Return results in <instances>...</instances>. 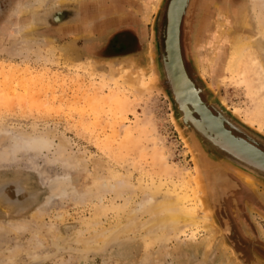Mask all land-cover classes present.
I'll return each mask as SVG.
<instances>
[{"label": "rangeland", "instance_id": "obj_1", "mask_svg": "<svg viewBox=\"0 0 264 264\" xmlns=\"http://www.w3.org/2000/svg\"><path fill=\"white\" fill-rule=\"evenodd\" d=\"M46 1L0 0V152L23 140L50 144L0 164V264H264V180L255 167L186 128L165 92L168 81L160 80L163 89L155 82L154 23L162 3L164 44L170 0ZM253 4L193 0L183 16L181 46L201 98L220 105L227 125L264 150V138L252 129L264 135V92L256 86L262 80L250 62L261 53L264 66V36ZM243 8L249 26L242 23ZM133 13L135 25H108ZM240 34L256 48L247 52L251 64L231 73L227 60ZM33 37L38 45L25 49L22 42ZM124 68L132 70L127 80ZM134 74L152 80L145 85ZM228 121L251 128L240 132ZM198 138L210 160L233 166L226 172L232 187L218 201L201 186L198 214L210 215L212 228L196 216L195 226L153 232L150 208L130 218L147 194L159 204L192 187ZM158 215L164 217L162 207ZM107 229L108 238L96 243Z\"/></svg>", "mask_w": 264, "mask_h": 264}, {"label": "bare ground", "instance_id": "obj_2", "mask_svg": "<svg viewBox=\"0 0 264 264\" xmlns=\"http://www.w3.org/2000/svg\"><path fill=\"white\" fill-rule=\"evenodd\" d=\"M52 1V0H51ZM37 3H46L47 1L46 0H36ZM185 2V0H184ZM262 2L264 4V0H254V11H255V14L257 13V25H258V28H259V33L264 36V13L263 12H260L261 11V8H262ZM48 3V2H47ZM28 5V4H27ZM258 7L260 9H258ZM264 8V7H263ZM262 8V9H263ZM26 9V8H25ZM61 9V8H60ZM258 10H260L258 12ZM264 10V9H263ZM262 10V11H263ZM61 11V10H59ZM58 12V11H57ZM49 14V13H48ZM241 16L243 17L242 18V23L245 25V26H249L250 23H249V18H248V14L247 12L245 11V9L243 8L242 10H240V13ZM65 15V14H64ZM50 16V15H49ZM189 16V15H188ZM48 17V16H47ZM192 17V16H191ZM57 18H59V15L57 14ZM189 24V23H188ZM58 26V25H57ZM242 26V25H241ZM26 28V27H25ZM176 32V31H175ZM173 38V37H172ZM38 41V40H37ZM35 41L34 37H33V40L32 38H27L25 39L22 43H23V46L25 45V49H31V47H33L32 45L33 44H37L38 45V42ZM174 41H175V46H176V36L174 37ZM171 45H172V49H171V52H172V55L173 56V63L174 65L176 66V73H179L178 71L180 70L182 76L183 75V71H182V68L180 66V63L178 61V58L176 59L175 55H176V50L174 49V45H173V42H171ZM34 48V47H33ZM251 48H256V44L254 42V40L250 37H246V36H242L241 34L234 39L233 43H232V56L229 58V60H227V71L231 72V73H235L236 71H238L240 69V67H243L245 66V62H247L248 64H251L253 63L252 61H254L255 64H253L255 66V68L259 71V74H260V79L262 80L261 82L256 81L255 75H251L252 79L250 81H254L255 79V83H258L256 86L257 87H260V83L261 85L264 87V66H263V62L262 61V57L260 56L261 53H257L255 54V56L253 57V55L251 56L252 59H250L251 63H249V61H247V52L249 49ZM262 51H263V48H261ZM255 52V51H254ZM13 55V54H12ZM15 55V54H14ZM260 58V59H259ZM246 59V60H245ZM260 61V62H259ZM177 63V65H176ZM253 65L251 67H253ZM132 66V65H131ZM135 66V65H134ZM216 66V65H215ZM221 65H219L218 67H220ZM223 66V65H222ZM222 68V67H221ZM131 69V67H130ZM135 69V68H134ZM254 69V67H253ZM252 69V70H253ZM254 69V70H256ZM137 70V69H136ZM221 70V69H220ZM122 71V70H121ZM132 71V70H131ZM129 69H126L124 68L123 69V72H122V75H121V78L123 80H127L129 77ZM136 72V71H135ZM153 72V71H152ZM120 73V72H119ZM134 73V72H133ZM239 72H237V74H239ZM251 73V72H250ZM132 74V73H131ZM155 74V73H154ZM153 74V75H154ZM180 74V73H179ZM258 74V76H259ZM128 75V76H127ZM149 75V74H148ZM134 81H139V79H142L143 80V83L146 85L147 83H149L151 80H152V77L151 75L149 76H142L141 74H134ZM142 76V78H141ZM240 76V74H239ZM243 76V74H242ZM133 77V76H132ZM243 78V77H242ZM258 78V77H257ZM133 79V78H132ZM215 79V78H214ZM245 79V78H244ZM130 80V79H129ZM154 80V79H153ZM217 80V79H216ZM248 81V80H247ZM156 82V81H155ZM243 82V81H242ZM125 83V82H124ZM215 83V82H214ZM251 85H252V82H250ZM248 83V84H250ZM253 83V84H255ZM143 84V85H144ZM141 85V83H140ZM247 85V84H246ZM133 88L134 86L131 85ZM138 86V85H137ZM185 90H186V97H192L193 94H192V91L191 90V86L189 85V83L187 81H185V83L183 84ZM254 86V85H252ZM251 86V87H252ZM263 87H261L262 89V93L264 92L263 91ZM8 88V87H7ZM29 89V88H28ZM257 89V88H255ZM26 90V89H25ZM259 91V90H258ZM254 93V92H253ZM260 97V96H259ZM203 101V100H202ZM199 106V109H200V114L199 115H196V123L192 122L193 119H190L192 121H190V124H194V126L197 127V131L199 133L202 134L201 136L207 140V138L212 141L211 143L217 147L218 149H220L221 151H224L226 153V151L230 154H232L233 156H235L236 158H240L242 160H244L246 163L245 164H250L251 166L255 167V168H258V169H264V150L262 148H260L258 145L255 144V142H253L252 140L248 139V138H245V137H242V136H238L236 134L233 133L232 130H230L229 128H227L225 126V123H226V120L224 119L223 116L221 115H217L215 114L214 112H212V110L210 109V107H208V105L204 106L202 103H199L198 104ZM191 108H193L192 106H190ZM236 106H234V109L235 110H238L237 108H235ZM259 109V108H258ZM261 109V108H260ZM243 111V110H241ZM264 111V110H263ZM198 112V111H197ZM259 112V111H258ZM251 113V112H250ZM261 113V111H260ZM242 114V113H241ZM257 114V113H256ZM240 115V114H239ZM250 115V114H249ZM262 115V114H260ZM243 118L245 119V121H247L248 123H250L251 125L254 124L251 120V118L253 119V117L251 118H248L249 116H245L243 115ZM253 116V115H252ZM191 117V116H189ZM202 117V118H201ZM199 124L203 125L202 128L200 127L198 129V126ZM255 125V124H254ZM114 127V126H113ZM257 127V126H256ZM128 128V127H127ZM258 130L262 131V129L260 127H257ZM131 129V128H130ZM129 131V129H127ZM114 131V130H113ZM124 131V130H123ZM126 131V130H125ZM124 131V132H125ZM118 132V131H117ZM131 131H129L130 133ZM115 133V132H114ZM127 133V132H126ZM117 134V133H116ZM119 134V133H118ZM131 135V134H130ZM111 136H114V135H111ZM109 137V136H108ZM117 137H119L117 135ZM131 137H133V135H131ZM129 136V138H131ZM115 138V137H114ZM125 138V137H124ZM128 138V137H127ZM128 138V139H129ZM140 138V137H139ZM108 140H110L109 138H107ZM126 139V138H125ZM138 139V138H137ZM136 139V140H137ZM39 140V142L41 143V145L43 147H47V146H50V144L48 143V141H46L45 139H37V141ZM112 140V139H111ZM123 140V139H122ZM121 140V141H122ZM131 139H129L128 141H130ZM195 139H193L194 141ZM108 142V141H107ZM118 142V141H117ZM124 142V140H123ZM122 142V143H123ZM198 142L197 143L196 141H194V146L197 147L198 149V152L197 154H195V161H196V165L197 167L195 168V172H196V175H194V173L192 174L191 178H190V182H191V185L192 187L191 188H187L185 191H180L178 194H177V199L175 200H172L170 198H163L162 199V202H160L158 204V199L155 198L154 195L152 194H147V196L145 198H143L139 203V207L138 209H135V212L134 215L132 214V216L130 218H134V216L136 217V212H139L141 210H144L145 209H148L147 211L150 212V214L152 213L153 215V219L151 217V220L147 221V222H150V226L147 225V227H149L150 229L149 230H152L153 232L156 231V229H159V228H164V230H167L166 228H169L168 230H171V228L173 229L172 231H180L182 229V227H191V226H195L197 225L199 222H197V220L199 219V221H201V223L207 227L208 229L212 228L209 224H208V219L207 217H210V215H204V214H198V211H200L201 209V204H202V201L200 198H202V187H205L204 184H206V187L208 190H210L214 196V198L217 200L219 195H221L223 192H225L227 190V188H230L232 187L231 186V181L226 177V172L227 170L233 168V166H231L229 163L225 162V161H221L219 159H212L210 160L209 159V156L206 155V152H205V148H204V144L203 142L201 141V139L198 138ZM106 143V141L104 142ZM119 143V142H118ZM121 143V142H120ZM137 143V142H135ZM210 143V144H211ZM221 158V156L219 157ZM205 162V163H204ZM203 163V164H202ZM199 164L201 165L200 168H199ZM205 165V166H204ZM237 168V167H236ZM129 170V169H128ZM235 170V169H234ZM238 171H240V169L238 168L237 169ZM131 173V172H130ZM241 173V172H240ZM240 175H243L240 174ZM245 175V174H244ZM199 177V178H198ZM193 178L196 180L195 183L193 181ZM246 178V177H244ZM243 178V179H244ZM250 179V178H249ZM252 179V178H251ZM118 180V179H117ZM122 180V179H120ZM250 183V180L247 181ZM252 182V181H251ZM204 183V184H203ZM234 184V183H233ZM252 184V183H251ZM253 185V184H252ZM251 185V186H252ZM115 187V186H113ZM234 187V185H233ZM205 190V189H204ZM207 190V191H208ZM135 192V191H134ZM154 194V193H153ZM205 194V193H204ZM208 194V193H207ZM209 195V194H208ZM206 195V196H208ZM118 196V195H116ZM164 196V195H163ZM205 196V197H206ZM222 196V195H221ZM212 195H211V199L213 198ZM101 198V197H100ZM213 198V199H214ZM207 199V198H206ZM210 199V200H211ZM157 201V204L156 202ZM186 201H190L192 202L191 203V206H187V203ZM212 201V200H211ZM215 201V200H214ZM218 201V200H217ZM176 206L178 205L180 208H179V212L174 211V209L171 208V206ZM158 207H162L163 211L165 212V215L164 217H160L158 215ZM124 208V207H123ZM207 209V208H206ZM129 212V211H127ZM148 212V213H149ZM205 212V210L203 211ZM143 211L140 212V214H142ZM153 213H156V217L154 216ZM208 214V212H207ZM158 215V216H157ZM196 216H198L197 220H196ZM124 218V217H123ZM129 218V216H128ZM129 220V219H128ZM140 222V221H139ZM146 222V221H145ZM136 224H138V221L135 222ZM142 223V222H140ZM180 225H179V224ZM144 224V223H143ZM149 224V223H147ZM119 226V225H117ZM135 226V224H134ZM133 226V227H134ZM140 226V225H139ZM138 226V228H140ZM146 226V225H145ZM137 227V226H135ZM118 228V227H117ZM132 228V227H130ZM138 228H133V229H136L138 230ZM144 228V227H143ZM156 228V229H155ZM204 228V227H203ZM154 229V230H153ZM148 230V229H147ZM163 230V229H162ZM207 230V229H205ZM111 231V229H107L106 231L104 230L103 233L99 234L97 236V242L99 240L102 241V239L105 241L108 236H109V232ZM132 231V230H131ZM151 232V231H150ZM147 235V234H146ZM155 235V233L153 234ZM158 235V234H157ZM102 238V239H100ZM152 238V237H151ZM103 242V241H102ZM104 243V242H103ZM99 244V243H98Z\"/></svg>", "mask_w": 264, "mask_h": 264}, {"label": "water", "instance_id": "obj_3", "mask_svg": "<svg viewBox=\"0 0 264 264\" xmlns=\"http://www.w3.org/2000/svg\"><path fill=\"white\" fill-rule=\"evenodd\" d=\"M192 3L193 0H185V2L184 0H170L166 11L168 22L166 27L164 44H162L158 36V30L165 14L164 11L160 9L162 5V3H160V7H158V14L156 16L154 23V33H153L150 55L153 60V69L155 73L156 84L158 85L159 88L163 89L162 86L160 85V80L165 79L168 81L169 87L167 90H165V92L171 101L173 107L172 109L177 111V114L179 115L180 119L184 122L186 128H188L190 131L193 130L195 131L197 127L194 126V124H190V121H192L190 119H193L192 122L196 123L197 119L196 116L194 115V112L197 111L200 112V109L198 107L199 103H202L204 106L208 105V107L209 105H212L213 108H215L217 112L223 117H224V113L222 112V107L220 105L217 104L213 105L210 102L208 103L201 98L200 96L201 90L195 86L194 82L189 77L185 67L183 53H182V46H181V27H182L183 16L188 14L192 6ZM175 36H176V46L174 41ZM171 42H173L174 49L176 50L175 57L176 59L178 58L184 76H182L180 72L181 69L178 71L180 74L176 73L177 72L176 66L173 63L174 55H172L171 52L172 49ZM185 81H187L191 86L190 91H192L193 94L192 97L189 98L186 97V90L183 86ZM190 106H192L193 108H191ZM228 123L231 126L237 128L240 132H243L242 128L249 126L248 124L246 125V123L244 124L242 122L232 123L228 121ZM202 126L203 125L199 124V127ZM249 127L251 128V126ZM252 129L257 134L261 135L264 138V135L261 133V131L254 128ZM254 171L258 173V175H260L259 178L264 180V169L254 168Z\"/></svg>", "mask_w": 264, "mask_h": 264}, {"label": "clouds", "instance_id": "obj_4", "mask_svg": "<svg viewBox=\"0 0 264 264\" xmlns=\"http://www.w3.org/2000/svg\"><path fill=\"white\" fill-rule=\"evenodd\" d=\"M42 147L39 141L23 140L15 142L7 152H0V164L10 161V159L20 152L34 151Z\"/></svg>", "mask_w": 264, "mask_h": 264}, {"label": "crops", "instance_id": "obj_5", "mask_svg": "<svg viewBox=\"0 0 264 264\" xmlns=\"http://www.w3.org/2000/svg\"><path fill=\"white\" fill-rule=\"evenodd\" d=\"M113 8H110V10H112ZM109 10V11H110ZM130 11V10H129ZM58 14V13H57ZM131 14L132 13H130V16H131ZM134 14L135 13H133V16L132 17H124L125 16V14H123V15H120V16H118V17H114L113 19H111L110 21H109V23H108V25L109 26H112L113 24L114 25H119V24H123V25H126V24H128V25H135L136 24V20L134 19ZM128 16V15H127ZM55 18H57L56 16H55ZM109 17L107 16V19H108ZM121 22V23H120ZM119 23V24H118ZM73 28V27H72ZM72 30H75V28H73Z\"/></svg>", "mask_w": 264, "mask_h": 264}, {"label": "flooded vegetation", "instance_id": "obj_6", "mask_svg": "<svg viewBox=\"0 0 264 264\" xmlns=\"http://www.w3.org/2000/svg\"><path fill=\"white\" fill-rule=\"evenodd\" d=\"M211 109V108H210ZM212 110V109H211ZM212 112H214L213 110H212ZM195 114V116L196 115H199L200 113L199 112H194ZM215 113V112H214ZM216 114V113H215ZM218 115V114H217ZM202 118V117H201ZM225 126L227 127V128H229L230 130H232L228 125H227V123H225ZM233 131V133L234 134H236V135H238L237 133H235V131L234 130H232ZM239 136V135H238ZM232 195V194H231ZM238 196L240 197V198H242V197H244V196H242L240 193L238 194ZM227 206H228V208H226V209H229L230 208V205H229V203L227 204Z\"/></svg>", "mask_w": 264, "mask_h": 264}]
</instances>
